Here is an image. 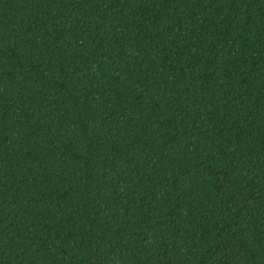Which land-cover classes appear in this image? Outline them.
<instances>
[{
    "label": "trees",
    "instance_id": "obj_1",
    "mask_svg": "<svg viewBox=\"0 0 264 264\" xmlns=\"http://www.w3.org/2000/svg\"><path fill=\"white\" fill-rule=\"evenodd\" d=\"M0 264H264V0H0Z\"/></svg>",
    "mask_w": 264,
    "mask_h": 264
}]
</instances>
